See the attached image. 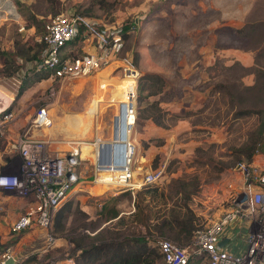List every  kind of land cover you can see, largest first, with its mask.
Instances as JSON below:
<instances>
[{
  "label": "rangeland",
  "instance_id": "rangeland-1",
  "mask_svg": "<svg viewBox=\"0 0 264 264\" xmlns=\"http://www.w3.org/2000/svg\"><path fill=\"white\" fill-rule=\"evenodd\" d=\"M17 2V13L11 7L0 12V53H18L13 61L9 56L10 62L6 61L5 66L4 57L0 55V94L5 102L0 103V110L12 101L10 109L15 114L1 129V172L16 170L18 158L10 152V144L26 134L31 116L41 106L48 108L53 125L28 135L46 141L43 148L46 152L60 154L71 142L110 138L117 103L131 92L132 82L123 83L118 70L123 58L136 61L140 76L155 73L164 78L163 93L144 99L139 108L145 109L154 100H160V107L166 111L163 115L166 127L139 118L133 132L137 147L135 169L138 172L148 167L154 170L157 165L163 170L161 180L149 187L156 189L158 195L152 198L145 187L130 191L107 190L101 185L89 186V183L80 185L81 190L67 200L71 202L72 211L65 220V229L57 231L53 227L56 241L51 245L46 243L45 232L38 228L18 234L11 231L12 222L30 207L34 197L0 189V240L18 238L15 243H9L12 246L6 252L19 261L33 258V264H103L87 261L76 244L86 246L98 231L100 237L116 232L125 235L132 231L147 232L131 214L139 199L144 212L153 214L152 220L158 210L166 216L174 210L203 228L219 216L231 204L241 185L240 173L235 168L241 160L238 150L240 146L244 153L251 149L247 141L256 116L234 118L237 108L224 104L221 94L214 92V86L233 81L253 84L254 75L243 68L253 66L256 55L259 66L264 67V43L258 51H246L254 40L232 32V28L242 26L248 18L264 17V0ZM71 13L108 26L134 23L135 27L123 41L122 50L103 70L86 77L43 79L34 83L33 70L23 55L39 50L38 35L51 18ZM19 23L25 25V30L19 31ZM33 26L34 29H29ZM76 53L81 55L83 51ZM10 68L13 72L7 75ZM241 73L246 75L241 78ZM22 86L25 90L20 94ZM263 154L253 156L252 162L262 161ZM100 189L104 192L99 193ZM113 208L124 217L120 224H116V219L105 221V215ZM149 224L151 229L146 236L153 251L130 253L117 264H163L157 249L160 235L153 230V222ZM227 231L233 235L227 248L241 251L245 247L242 236L247 228L230 224Z\"/></svg>",
  "mask_w": 264,
  "mask_h": 264
},
{
  "label": "built area",
  "instance_id": "built-area-1",
  "mask_svg": "<svg viewBox=\"0 0 264 264\" xmlns=\"http://www.w3.org/2000/svg\"><path fill=\"white\" fill-rule=\"evenodd\" d=\"M5 7H11L17 13L14 0H0V12ZM100 24L101 28L98 27ZM18 26L19 31L25 30L24 24ZM78 36L83 53L69 55L67 45ZM37 40L45 44V50L35 71L49 73L50 81L86 77L103 70L122 50L124 41L121 27L108 26L74 13L51 18ZM119 62L120 77L133 84L131 92L127 91L117 103L110 138L71 142L70 147L60 154L44 151L46 141L28 135V131L10 144L11 152L17 154L19 161L14 172L0 171V189L34 197L30 207L12 222L13 233L38 228L45 232L46 243L51 245L56 241L53 232L56 211L73 193L81 190L80 185L89 183V186L101 185L107 190L133 191L153 186L161 180V168L153 170L148 167L138 172L134 167L137 147L133 132L137 121L140 73L132 58H123ZM11 103L9 101L0 110V134H3L1 129L15 118ZM52 125L48 108L41 106L31 116L29 129H46ZM259 162L236 163L241 185L231 204L206 226L196 230L188 245L182 246L166 237L157 238L163 264H189L191 256L203 257L205 264H264V159ZM230 224L247 228L242 236L245 247L241 251L227 248L233 239L227 231ZM223 239L227 241L221 246L219 243ZM8 258L21 264L6 251L1 255L0 264Z\"/></svg>",
  "mask_w": 264,
  "mask_h": 264
},
{
  "label": "trees",
  "instance_id": "trees-1",
  "mask_svg": "<svg viewBox=\"0 0 264 264\" xmlns=\"http://www.w3.org/2000/svg\"><path fill=\"white\" fill-rule=\"evenodd\" d=\"M20 0H14L17 8L19 7L18 2ZM23 0H21L22 2ZM102 1V0H100ZM36 20V18H34ZM37 21V20H36ZM46 25V24H45ZM44 25V28H45ZM35 27L38 26V22ZM34 26L29 29H34ZM102 27V24L98 25ZM135 27L134 23L124 24L121 27V35L123 40H127L130 35V32ZM44 31V29H43ZM232 32L236 35H241L243 37L252 38L254 40L253 44L246 48V51L255 52L258 51L264 43V17H260L259 20H250L249 18L246 22L238 27L232 28ZM41 32L38 36H40ZM38 41V40H37ZM39 47V50L35 53L23 55L25 60H29L31 69L33 70V82H39L43 79H48L49 73H37L35 71L37 63L42 60V55L45 50V44L43 42H37L36 44ZM81 40L78 36L70 43H68L66 52L69 55H77L78 50L81 49ZM4 57L2 62L5 66V62L9 61L10 58L12 61L15 56H18V53H7L2 51L0 53ZM264 55V53H263ZM20 56V54H19ZM257 57V55H256ZM255 57L256 62L251 67H244L243 69L249 70L250 73L254 75V82L251 85H246L239 81V83L228 82L227 83H218L214 86V92L221 94L224 104H228L231 109L237 108L233 113L234 118H240L243 116L255 115L256 122L253 128L250 130L251 137H249L247 144L251 147L245 153L243 151V146L239 147L238 156L241 158V162L251 163L253 156L258 153L264 152V67L259 66V62ZM8 59V60H7ZM21 59V56H20ZM135 64L136 61L134 60ZM5 72V69L3 70ZM12 69L7 70V75L12 74ZM246 73H241L239 77H244ZM165 87V80L162 76L155 73H147L139 77L137 85V119H150L156 125L161 127H166L163 120V115L166 114V111L160 107V100H154L151 102L145 109H140L139 105L144 101L154 96H158L163 93ZM25 90L22 86L20 89V94ZM165 100V98H161ZM246 104L242 105V102ZM222 102V101H221ZM238 161V162H240ZM154 169L159 168L157 165L153 167ZM151 186L145 187L147 192L150 191L152 198L158 195L157 190H152L149 188ZM142 199V198H141ZM69 200V199H68ZM140 200V199H139ZM139 200L135 206L134 212H132V218L135 221L139 222L141 225L146 227L147 232L150 231V221L153 222V230L158 233L157 238L166 237L176 241L180 245H188L196 230L200 229L198 224L195 225L194 220H186L182 218L178 212L172 210L169 216H166L163 213H160V210L155 215V219L152 220L153 214L151 212H144V208L139 205ZM67 200L61 205L56 211L54 218V226L57 231H63L65 229V220L70 215L72 211L71 202ZM116 219V224H120L124 217L120 215L118 209L113 208L105 215V221H111ZM26 231V230H25ZM147 232H130V234H121V233H111L109 237H100L101 232H97L94 237L91 239L86 246H83L78 243L76 244L78 249L81 251V255L84 256L87 261H100L103 264H117L118 261H122L127 258L130 253L134 252H151L148 244V239L146 236ZM18 238H14L12 241L1 242L0 240V255L3 254L8 247H11L9 243H13ZM15 243V242H14ZM158 249V247H157ZM159 251V249H158ZM161 259V255L159 252ZM33 258L23 260L21 264H33ZM205 259L203 257L191 256L189 259V264H205Z\"/></svg>",
  "mask_w": 264,
  "mask_h": 264
},
{
  "label": "bare ground",
  "instance_id": "bare-ground-1",
  "mask_svg": "<svg viewBox=\"0 0 264 264\" xmlns=\"http://www.w3.org/2000/svg\"><path fill=\"white\" fill-rule=\"evenodd\" d=\"M125 82H127V81H124L123 83H125ZM129 82H130V81H129ZM132 84H133V83H131V86H132ZM124 88H125V86H124V84H122V88H121V89L124 90ZM12 100H13V98H12ZM1 102H2L3 104H5V102H4V96L0 94V103H1ZM30 131H32V133H30ZM33 131H34L33 129H29V130H28V134H33ZM101 192H104V191H103L102 189H100L99 193H101ZM96 194H97V193H96Z\"/></svg>",
  "mask_w": 264,
  "mask_h": 264
},
{
  "label": "water",
  "instance_id": "water-1",
  "mask_svg": "<svg viewBox=\"0 0 264 264\" xmlns=\"http://www.w3.org/2000/svg\"><path fill=\"white\" fill-rule=\"evenodd\" d=\"M226 239H223L219 244L223 246L226 243ZM4 264H15V260L13 258H8L5 260Z\"/></svg>",
  "mask_w": 264,
  "mask_h": 264
},
{
  "label": "crops",
  "instance_id": "crops-1",
  "mask_svg": "<svg viewBox=\"0 0 264 264\" xmlns=\"http://www.w3.org/2000/svg\"><path fill=\"white\" fill-rule=\"evenodd\" d=\"M9 150H10V152H11V149L9 148ZM13 153V152H12ZM14 154V153H13ZM264 155V154H263ZM18 158V157H17ZM18 161H19V159H18ZM256 163H260L259 161H257ZM260 165V164H259ZM23 261V260H22ZM21 261V262H22Z\"/></svg>",
  "mask_w": 264,
  "mask_h": 264
}]
</instances>
